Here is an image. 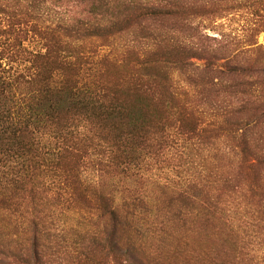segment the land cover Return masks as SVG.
Instances as JSON below:
<instances>
[{
	"label": "trees",
	"instance_id": "trees-1",
	"mask_svg": "<svg viewBox=\"0 0 264 264\" xmlns=\"http://www.w3.org/2000/svg\"><path fill=\"white\" fill-rule=\"evenodd\" d=\"M262 33L264 0H0V264H264Z\"/></svg>",
	"mask_w": 264,
	"mask_h": 264
},
{
	"label": "rangeland",
	"instance_id": "rangeland-1",
	"mask_svg": "<svg viewBox=\"0 0 264 264\" xmlns=\"http://www.w3.org/2000/svg\"><path fill=\"white\" fill-rule=\"evenodd\" d=\"M67 10H69L70 14H72L75 11V7L70 5V6H68ZM66 12H68V11H66ZM62 14H63V10L56 8V12L52 11L50 16H53V17L59 16L60 17ZM225 22H226V24H225L226 32H232V33L238 32V30H236L237 28H236L235 23L232 24L231 22H228V21H225ZM207 33L210 35H215L214 32H212V31H207ZM258 41H259V43L264 44V33L260 34ZM25 44L34 50H40L41 49V44L35 40L30 39L29 41L25 42ZM172 158H171L172 163H174L176 159H172ZM173 165L167 166L166 164H161V165H158L156 167H152L151 169H148V170L144 169V170H142V172L154 180H158V181H161L164 183L171 184L178 178L177 176L179 175V170H180V169H178L177 166L175 167V165L174 166ZM2 171H0V175H1ZM4 172H7V170H4ZM53 207L54 208L56 207L55 209L58 208L57 206H53Z\"/></svg>",
	"mask_w": 264,
	"mask_h": 264
}]
</instances>
